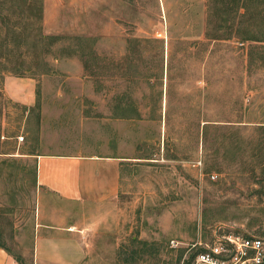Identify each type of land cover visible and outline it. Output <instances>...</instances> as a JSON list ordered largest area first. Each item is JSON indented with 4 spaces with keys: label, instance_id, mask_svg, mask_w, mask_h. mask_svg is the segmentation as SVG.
Listing matches in <instances>:
<instances>
[{
    "label": "rangeland",
    "instance_id": "1",
    "mask_svg": "<svg viewBox=\"0 0 264 264\" xmlns=\"http://www.w3.org/2000/svg\"><path fill=\"white\" fill-rule=\"evenodd\" d=\"M205 4L43 0L50 71L7 74L0 93V245L15 260L34 264L37 186L25 155L73 144L123 159L80 264H192L216 236L264 238V55L206 41ZM125 103L139 120L115 117Z\"/></svg>",
    "mask_w": 264,
    "mask_h": 264
},
{
    "label": "crops",
    "instance_id": "2",
    "mask_svg": "<svg viewBox=\"0 0 264 264\" xmlns=\"http://www.w3.org/2000/svg\"><path fill=\"white\" fill-rule=\"evenodd\" d=\"M81 73V63L75 62ZM81 81L80 77H74ZM21 101L29 102L30 91ZM29 95V96H28ZM35 166L37 200L31 232L34 264H80L89 260L88 232L105 218L120 189L122 157L88 152L25 155ZM0 264H19L0 247Z\"/></svg>",
    "mask_w": 264,
    "mask_h": 264
},
{
    "label": "trees",
    "instance_id": "3",
    "mask_svg": "<svg viewBox=\"0 0 264 264\" xmlns=\"http://www.w3.org/2000/svg\"><path fill=\"white\" fill-rule=\"evenodd\" d=\"M205 13L206 41L219 43L235 40L260 45L261 51H251L249 58L263 59L264 0H206ZM13 17L23 21V24L20 26L13 21ZM42 19L43 0H0V93L7 74L26 77L50 71L43 57L46 41L52 37L44 34ZM27 59L33 62L27 65ZM124 107L122 114L116 118L127 121L140 119V115L133 112L131 103H125ZM1 110L0 105V116ZM0 247L8 252L2 245Z\"/></svg>",
    "mask_w": 264,
    "mask_h": 264
},
{
    "label": "built area",
    "instance_id": "4",
    "mask_svg": "<svg viewBox=\"0 0 264 264\" xmlns=\"http://www.w3.org/2000/svg\"><path fill=\"white\" fill-rule=\"evenodd\" d=\"M192 264H264V238L238 233L216 236L196 254Z\"/></svg>",
    "mask_w": 264,
    "mask_h": 264
}]
</instances>
